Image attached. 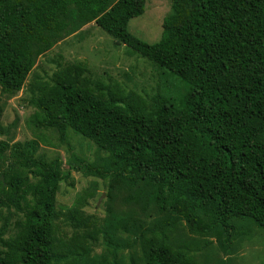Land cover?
<instances>
[{"label":"trees","instance_id":"16d2710c","mask_svg":"<svg viewBox=\"0 0 264 264\" xmlns=\"http://www.w3.org/2000/svg\"><path fill=\"white\" fill-rule=\"evenodd\" d=\"M147 0H0V90L14 95L36 57L70 26L95 22L130 53L178 77V100L157 96L152 107L137 93L94 82L79 62L53 73L31 98L29 122L55 129L69 148L71 128L109 153L101 164L74 152L70 168L91 175L147 181L159 208L183 216L193 234L216 232L229 252L232 219L264 228V0H171L161 38L149 43L130 32ZM0 205L23 211L15 236L0 227V264L61 263L55 255L54 203L70 176L60 158L35 156L32 141H0ZM4 175V179H1ZM147 264H199L164 240L152 238Z\"/></svg>","mask_w":264,"mask_h":264},{"label":"rangeland","instance_id":"374dc122","mask_svg":"<svg viewBox=\"0 0 264 264\" xmlns=\"http://www.w3.org/2000/svg\"><path fill=\"white\" fill-rule=\"evenodd\" d=\"M171 0H147L143 15L130 20L131 33L149 43L162 35L164 17ZM70 26L54 46L36 57L23 88L14 95L0 90V141H32L38 158H60L61 169L70 176L59 183L54 203V245L58 260L77 264H147L152 238L164 240L199 264H264V228L247 218L232 219L237 231L229 252L220 235L189 231L183 216L159 208L156 189L147 181L117 175L99 177L70 168L73 152L88 163L101 164L109 153L71 128L69 148L53 128L34 127L29 119L35 111L31 98L43 85L51 84L55 71L83 62L86 75L108 87L120 86L125 94L137 93L152 107L157 96L178 100L185 87L167 69L139 53H130L95 22ZM10 151L0 158V171L7 169ZM4 177V175H1ZM4 179V178H3ZM25 219L23 211L0 205V227L8 221L3 237L16 235Z\"/></svg>","mask_w":264,"mask_h":264},{"label":"water","instance_id":"95a60500","mask_svg":"<svg viewBox=\"0 0 264 264\" xmlns=\"http://www.w3.org/2000/svg\"><path fill=\"white\" fill-rule=\"evenodd\" d=\"M3 178H4V177H3V176H1V179H2V180H3Z\"/></svg>","mask_w":264,"mask_h":264}]
</instances>
